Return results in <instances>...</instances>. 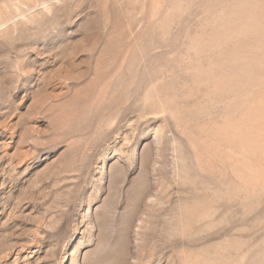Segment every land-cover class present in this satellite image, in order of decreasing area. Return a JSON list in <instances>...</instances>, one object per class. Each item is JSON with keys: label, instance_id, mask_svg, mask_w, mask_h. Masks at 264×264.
Segmentation results:
<instances>
[{"label": "rangeland", "instance_id": "rangeland-1", "mask_svg": "<svg viewBox=\"0 0 264 264\" xmlns=\"http://www.w3.org/2000/svg\"><path fill=\"white\" fill-rule=\"evenodd\" d=\"M0 264H264V0H0Z\"/></svg>", "mask_w": 264, "mask_h": 264}]
</instances>
